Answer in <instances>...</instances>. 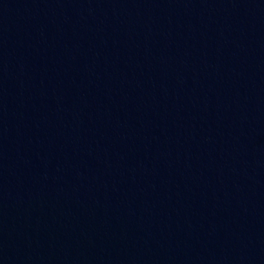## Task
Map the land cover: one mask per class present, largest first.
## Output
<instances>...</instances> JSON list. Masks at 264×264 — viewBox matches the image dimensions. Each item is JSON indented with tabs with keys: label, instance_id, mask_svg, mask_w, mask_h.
Returning a JSON list of instances; mask_svg holds the SVG:
<instances>
[{
	"label": "water",
	"instance_id": "1",
	"mask_svg": "<svg viewBox=\"0 0 264 264\" xmlns=\"http://www.w3.org/2000/svg\"><path fill=\"white\" fill-rule=\"evenodd\" d=\"M0 264H264V0H0Z\"/></svg>",
	"mask_w": 264,
	"mask_h": 264
}]
</instances>
